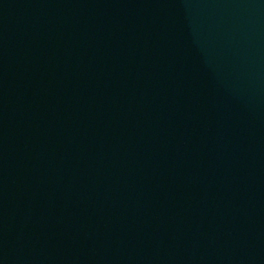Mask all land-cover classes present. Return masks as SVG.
I'll list each match as a JSON object with an SVG mask.
<instances>
[{
    "label": "water",
    "instance_id": "obj_1",
    "mask_svg": "<svg viewBox=\"0 0 264 264\" xmlns=\"http://www.w3.org/2000/svg\"><path fill=\"white\" fill-rule=\"evenodd\" d=\"M0 264H264V0H0Z\"/></svg>",
    "mask_w": 264,
    "mask_h": 264
}]
</instances>
